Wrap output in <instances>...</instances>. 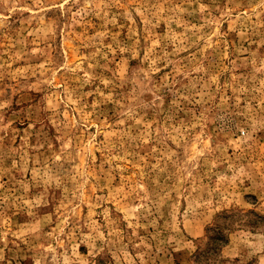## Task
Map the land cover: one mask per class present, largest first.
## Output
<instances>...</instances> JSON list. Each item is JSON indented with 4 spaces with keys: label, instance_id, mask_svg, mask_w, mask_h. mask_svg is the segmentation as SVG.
I'll return each instance as SVG.
<instances>
[{
    "label": "rangeland",
    "instance_id": "obj_1",
    "mask_svg": "<svg viewBox=\"0 0 264 264\" xmlns=\"http://www.w3.org/2000/svg\"><path fill=\"white\" fill-rule=\"evenodd\" d=\"M0 264H264V0H0Z\"/></svg>",
    "mask_w": 264,
    "mask_h": 264
},
{
    "label": "trees",
    "instance_id": "obj_2",
    "mask_svg": "<svg viewBox=\"0 0 264 264\" xmlns=\"http://www.w3.org/2000/svg\"><path fill=\"white\" fill-rule=\"evenodd\" d=\"M214 231H215V233L210 240L211 244L213 246V248H211L212 253L221 251L222 247H224L228 243V238L225 235V230L223 229V227L217 228ZM201 260L202 259L197 258L195 262L200 263Z\"/></svg>",
    "mask_w": 264,
    "mask_h": 264
}]
</instances>
